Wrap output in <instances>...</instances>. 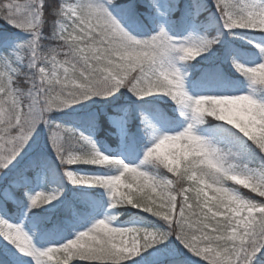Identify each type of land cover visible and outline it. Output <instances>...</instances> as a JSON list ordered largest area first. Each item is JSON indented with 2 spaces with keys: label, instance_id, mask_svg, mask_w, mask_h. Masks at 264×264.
Wrapping results in <instances>:
<instances>
[{
  "label": "snow or ice",
  "instance_id": "snow-or-ice-1",
  "mask_svg": "<svg viewBox=\"0 0 264 264\" xmlns=\"http://www.w3.org/2000/svg\"><path fill=\"white\" fill-rule=\"evenodd\" d=\"M0 22V264H264V0Z\"/></svg>",
  "mask_w": 264,
  "mask_h": 264
},
{
  "label": "trees",
  "instance_id": "trees-1",
  "mask_svg": "<svg viewBox=\"0 0 264 264\" xmlns=\"http://www.w3.org/2000/svg\"><path fill=\"white\" fill-rule=\"evenodd\" d=\"M0 26H3L2 25V22H0ZM193 63H195V62H193ZM113 147H114V145H112ZM74 167H78V168H81V169H86V167L87 166H74ZM75 187H78V186H73V185H71L70 183H68V184H66V192L69 190V189H73V188H75ZM130 218V216H129V214H125V216L124 217H121V219H129ZM0 249H2V247H0ZM135 259H137V260H139L140 259V257H136Z\"/></svg>",
  "mask_w": 264,
  "mask_h": 264
},
{
  "label": "rangeland",
  "instance_id": "rangeland-1",
  "mask_svg": "<svg viewBox=\"0 0 264 264\" xmlns=\"http://www.w3.org/2000/svg\"><path fill=\"white\" fill-rule=\"evenodd\" d=\"M100 191H102V190H100ZM6 243H7V241H4L2 238H0V247H2L3 244H6ZM9 247H11V245H9Z\"/></svg>",
  "mask_w": 264,
  "mask_h": 264
}]
</instances>
